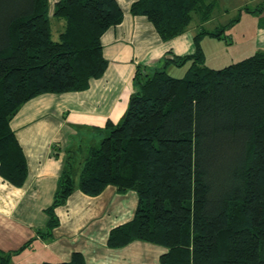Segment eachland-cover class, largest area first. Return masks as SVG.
<instances>
[{
    "label": "trees",
    "instance_id": "trees-1",
    "mask_svg": "<svg viewBox=\"0 0 264 264\" xmlns=\"http://www.w3.org/2000/svg\"><path fill=\"white\" fill-rule=\"evenodd\" d=\"M213 8L204 0H137L129 13L145 17L167 42L187 32L193 14L201 27ZM52 17L64 21L57 41L48 0H0V174L17 188L27 164L11 120L40 95L82 92L101 78V37L123 12L116 0H59ZM199 33L193 54L137 68L124 115L96 133L98 147L89 148L78 180L66 151L45 210V239L59 225L55 209L75 190L96 197L113 186L134 192L137 206L130 221L110 230L107 248L161 246L159 264H264V50L209 69L198 43L208 33ZM187 62L184 78L166 72ZM10 254L0 252V264ZM42 264L86 263L75 252L67 262Z\"/></svg>",
    "mask_w": 264,
    "mask_h": 264
},
{
    "label": "crops",
    "instance_id": "crops-1",
    "mask_svg": "<svg viewBox=\"0 0 264 264\" xmlns=\"http://www.w3.org/2000/svg\"><path fill=\"white\" fill-rule=\"evenodd\" d=\"M58 1L48 0L49 16ZM116 1L123 20L101 37L102 55L107 61L103 76L91 79L82 92L40 95L27 102L10 122L26 159L27 177L17 188L0 174L2 253L18 255L16 251L34 241L41 251L48 250L53 262H67L76 252L83 255L86 264H159L166 252L138 241L122 249L106 247L110 230L130 221L137 204L134 192L120 193L113 186L96 197L75 190L55 209L59 226L52 237L46 240L42 236L48 222L45 210L53 201L70 139L79 138L81 128H104L107 121L117 124L121 120L135 91L133 77L138 67L157 68L166 53L182 57L195 51L194 29L162 42L145 17L130 15V5L137 0ZM259 19L254 52L264 50V12ZM59 26L58 32L63 24ZM60 117L64 121L59 122ZM43 262L50 261L42 258L40 264Z\"/></svg>",
    "mask_w": 264,
    "mask_h": 264
},
{
    "label": "rangeland",
    "instance_id": "rangeland-1",
    "mask_svg": "<svg viewBox=\"0 0 264 264\" xmlns=\"http://www.w3.org/2000/svg\"><path fill=\"white\" fill-rule=\"evenodd\" d=\"M204 1L207 4L213 3L214 6L209 20L204 22L203 25L200 27L199 26L200 21L198 19L199 17L196 14H193L191 24L189 25V28L187 30V32L191 33V30L194 29L193 31V33H195V35L193 36L194 47H195L194 37L200 32V30L203 29L204 31H206V33H208L198 38L199 47L204 57L203 65L209 69H221L230 64L241 61L242 59L246 58L251 53H253L254 46H256V32L258 31V26H260L259 17L264 12V9L262 10V7H264L263 5L264 0H204ZM258 9L261 10L258 11ZM251 11H254V13H251ZM50 17H51L50 24L52 30L51 38L53 41H57L58 30L60 28L59 25H62L64 21L61 19L57 20L52 16ZM60 31H62V28ZM210 32L211 33L220 32L221 35L219 38L213 37L209 35ZM166 55L172 56L174 58L176 57L174 54L170 52L164 54L162 57L161 66L163 63V58H165ZM189 66H190V62H187L182 66L169 64L168 68L166 69V72L172 77L184 78L188 73ZM154 68H150L149 70H152ZM134 78L135 75L133 77V80ZM61 120L64 121V119L63 118L61 119L60 117L59 122H61ZM100 130H102V128H93V129L81 128L80 131L83 132V134L79 136V138L70 139V143L67 148V153L71 157L69 159V163L71 164V175L74 178V180H78V175L81 170L82 163L88 155L89 148L98 147L99 137L98 135H96V133ZM65 154H66V150H65ZM112 210L113 209L111 208V211ZM33 243L34 241H31L28 251L24 250L20 252V254L15 256L13 254L5 255V259L9 261L8 264H40L42 258L50 262L54 261L51 256H48V252H47L48 250L47 251L45 250V252L43 250L41 251V249L38 248V245ZM157 247L163 248L161 246H157Z\"/></svg>",
    "mask_w": 264,
    "mask_h": 264
}]
</instances>
